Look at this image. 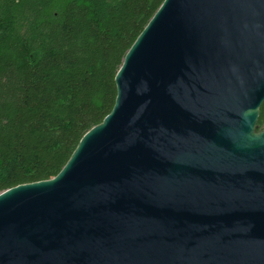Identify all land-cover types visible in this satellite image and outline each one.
I'll list each match as a JSON object with an SVG mask.
<instances>
[{
  "label": "water",
  "instance_id": "95a60500",
  "mask_svg": "<svg viewBox=\"0 0 264 264\" xmlns=\"http://www.w3.org/2000/svg\"><path fill=\"white\" fill-rule=\"evenodd\" d=\"M112 112L0 194V264H264V0H164Z\"/></svg>",
  "mask_w": 264,
  "mask_h": 264
},
{
  "label": "trees",
  "instance_id": "16d2710c",
  "mask_svg": "<svg viewBox=\"0 0 264 264\" xmlns=\"http://www.w3.org/2000/svg\"><path fill=\"white\" fill-rule=\"evenodd\" d=\"M163 2L0 0V194L56 177L112 112L116 75Z\"/></svg>",
  "mask_w": 264,
  "mask_h": 264
}]
</instances>
